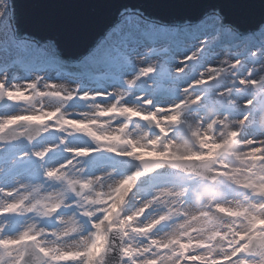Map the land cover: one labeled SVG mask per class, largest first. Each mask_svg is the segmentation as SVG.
<instances>
[{
    "label": "snow or ice",
    "instance_id": "snow-or-ice-1",
    "mask_svg": "<svg viewBox=\"0 0 264 264\" xmlns=\"http://www.w3.org/2000/svg\"><path fill=\"white\" fill-rule=\"evenodd\" d=\"M0 35V264H264V16L124 9L66 56L0 0Z\"/></svg>",
    "mask_w": 264,
    "mask_h": 264
},
{
    "label": "water",
    "instance_id": "water-1",
    "mask_svg": "<svg viewBox=\"0 0 264 264\" xmlns=\"http://www.w3.org/2000/svg\"><path fill=\"white\" fill-rule=\"evenodd\" d=\"M21 32L54 36L66 56H74L97 38L124 9L168 21L194 19L208 6L223 8L249 31L264 16V0H12ZM39 22V23H37ZM71 72V69H61Z\"/></svg>",
    "mask_w": 264,
    "mask_h": 264
},
{
    "label": "rangeland",
    "instance_id": "rangeland-1",
    "mask_svg": "<svg viewBox=\"0 0 264 264\" xmlns=\"http://www.w3.org/2000/svg\"><path fill=\"white\" fill-rule=\"evenodd\" d=\"M0 59H2L5 55V47L6 44L2 43L0 44ZM260 43H256L255 46H259ZM220 51V49H218ZM247 54L245 53V56ZM15 57L10 56L9 60L13 59ZM247 63H249V66H252L251 63H253L252 60H247ZM254 67H256L257 69L259 68V64H256ZM19 75L23 76L26 75L23 71H20L18 73ZM41 75H46L48 77H50L49 79V83H55L58 86H64V87H72L71 84H69L67 81L69 79V77L66 76L65 71L62 70H57V69H49L46 73H41ZM21 83H23V81H21ZM110 83V81H104V82H90L86 85V87L88 88V90L90 92H94L96 90H99L100 87H108V84ZM83 91V89H82ZM140 91V90H138ZM128 99H131V97H128ZM47 103V102H45ZM76 109H70L69 111H86L88 110L87 105L93 103L92 101H80V100H73L72 102H70ZM23 107H26V105H22ZM51 107V106H50ZM263 111V112H262ZM254 119L256 121L257 124H261L264 123V110H257V113H255L254 115ZM142 125H144V122H141ZM159 182H163V177L160 178Z\"/></svg>",
    "mask_w": 264,
    "mask_h": 264
},
{
    "label": "bare ground",
    "instance_id": "bare-ground-1",
    "mask_svg": "<svg viewBox=\"0 0 264 264\" xmlns=\"http://www.w3.org/2000/svg\"><path fill=\"white\" fill-rule=\"evenodd\" d=\"M2 43H5L6 44V48L5 49H7L8 47H9V44H10V42L7 40V38L5 37V36H3V35H0V44H2ZM256 43H260V40H259V37H257L256 38ZM1 46V45H0ZM219 51V50H218ZM19 73V72H18ZM17 73V74H18ZM19 75V74H18ZM107 88V87H106ZM104 89V87H100L99 88V90H103ZM137 104H139V102L137 101L136 102Z\"/></svg>",
    "mask_w": 264,
    "mask_h": 264
}]
</instances>
